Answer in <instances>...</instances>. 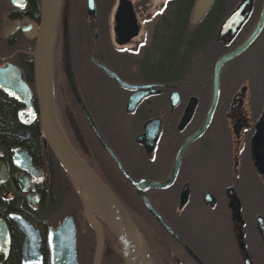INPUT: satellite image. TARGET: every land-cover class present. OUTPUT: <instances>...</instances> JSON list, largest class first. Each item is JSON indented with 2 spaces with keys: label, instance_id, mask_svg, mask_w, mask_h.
Segmentation results:
<instances>
[{
  "label": "flooded vegetation",
  "instance_id": "obj_1",
  "mask_svg": "<svg viewBox=\"0 0 264 264\" xmlns=\"http://www.w3.org/2000/svg\"><path fill=\"white\" fill-rule=\"evenodd\" d=\"M197 1L92 0L91 15L86 0H59L51 108L70 147L121 204L137 264H264V176L252 141L264 105V0H209L193 19ZM41 2L0 0V67L20 69L35 113ZM127 10L132 17L122 18ZM257 25L220 67L206 128L184 143L205 119L215 60ZM201 58L209 59L208 81L195 77ZM238 66L256 82L237 77ZM21 107L0 88V264H62L70 233L75 264H125L108 222L91 210L97 247L80 184L45 143L37 113L20 121ZM177 156L163 188L139 190L117 165L134 181L163 183Z\"/></svg>",
  "mask_w": 264,
  "mask_h": 264
},
{
  "label": "water",
  "instance_id": "obj_2",
  "mask_svg": "<svg viewBox=\"0 0 264 264\" xmlns=\"http://www.w3.org/2000/svg\"><path fill=\"white\" fill-rule=\"evenodd\" d=\"M209 0H198L193 19L203 11L205 5ZM59 0H42L39 23L36 34L34 35V46L32 51V81L34 90V99L36 102V113L38 117L39 126L43 139L47 143L54 157L61 164V166L71 175L81 186L84 192V214L95 228L97 233V243L100 244V230L97 224L93 220L91 214V206L93 199L97 200L98 213L102 214L112 229L114 235L117 238L120 250L123 254L125 264H137L133 258L132 243L130 238V227L127 222L125 212L113 195V193L107 188L101 180L81 161L77 154L68 144L61 129L59 128L50 102L51 93V72H50V59H51V43L53 36V29L55 23V17L57 13ZM87 13L92 15L93 3L92 0H86ZM128 11V10H127ZM120 17V16H119ZM122 18H131L130 10L126 14L121 16ZM259 26L251 32V34L233 51L219 56L213 65L212 70V96L210 99L209 107L205 116V119L201 127L193 133L184 143H188L194 137H197L207 126L210 117L212 115L218 92L219 71L222 64L236 55L239 51L245 48L254 38ZM108 74H111L105 67L99 65ZM134 87V86H132ZM0 88L9 96L18 100L22 107L18 111V118L20 121L26 117L27 121L33 119L36 113L33 110L31 104V91L25 81L22 78L20 69L11 64H6L4 67H0ZM143 88V89H141ZM140 89L135 90L137 99L142 95L145 96L151 92V85H142ZM253 154L255 157V164L259 171L264 176V105L256 122L255 134L253 137ZM184 145V144H183ZM182 145V146H183ZM114 158V157H113ZM177 158L174 162L173 168L169 179L163 183L149 181L146 179H139L134 181L129 177L121 166L118 164L119 169L126 175L127 179L139 190H145L148 188H163L172 179L177 169ZM145 206L151 211V213L161 222V217L158 215L155 209L149 204V202L143 196L140 197ZM66 223L63 224V227ZM69 226L72 224L69 222ZM62 227V228H63ZM72 234H69V248L66 251V255L63 257L62 264H75L72 241H70ZM98 259V250L96 251L95 261ZM55 264V263H52ZM96 264V262L94 263Z\"/></svg>",
  "mask_w": 264,
  "mask_h": 264
},
{
  "label": "rangeland",
  "instance_id": "obj_3",
  "mask_svg": "<svg viewBox=\"0 0 264 264\" xmlns=\"http://www.w3.org/2000/svg\"><path fill=\"white\" fill-rule=\"evenodd\" d=\"M199 61H200V63H202V72H200L199 74H196L195 75V77L196 78H198V79H206L207 81L209 80V76H210V68H207L208 66H207V63L209 62V59L208 58H201V59H198ZM197 60V61H198ZM241 61H243V59L242 60H240L239 61V63H236L235 61L233 62V64H240L241 63ZM234 66V65H233ZM232 66V67H233ZM249 67H251V66H249ZM224 68H225V71L223 72L224 74H225V76L227 75V72H228V66H224ZM237 68H239V66L237 67ZM227 70V71H226ZM242 71V72H241ZM240 73L242 74L243 73V75L242 76H244L245 78H243V81L244 82H256V79H257V75H252L251 73H252V70H250V69H246V68H243V70H241L240 68H239V74H238V76L237 77H239L240 78ZM187 77V76H186ZM193 77V76H192ZM197 79V80H198ZM259 81L260 82H262V83H264V75L263 76H261V78L259 79ZM258 82V81H257ZM259 83V82H258ZM252 93H253V91H252ZM196 94H199V93H197L196 92ZM201 94H203V92L201 93ZM254 96H256V92L253 94ZM91 210L93 211H95V209L94 208H91Z\"/></svg>",
  "mask_w": 264,
  "mask_h": 264
},
{
  "label": "bare ground",
  "instance_id": "obj_4",
  "mask_svg": "<svg viewBox=\"0 0 264 264\" xmlns=\"http://www.w3.org/2000/svg\"><path fill=\"white\" fill-rule=\"evenodd\" d=\"M91 208H94L96 211H98L97 200L95 199V197L93 199V204H92Z\"/></svg>",
  "mask_w": 264,
  "mask_h": 264
},
{
  "label": "trees",
  "instance_id": "obj_5",
  "mask_svg": "<svg viewBox=\"0 0 264 264\" xmlns=\"http://www.w3.org/2000/svg\"><path fill=\"white\" fill-rule=\"evenodd\" d=\"M182 12V11H181ZM184 17V16H183ZM33 101H34V99H33ZM1 115H6V113L5 112H1L0 113ZM4 121V120H3ZM2 122V121H1ZM1 125V124H0Z\"/></svg>",
  "mask_w": 264,
  "mask_h": 264
}]
</instances>
